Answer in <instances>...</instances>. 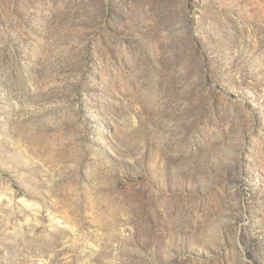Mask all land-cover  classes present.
<instances>
[{
	"label": "rangeland",
	"instance_id": "obj_1",
	"mask_svg": "<svg viewBox=\"0 0 264 264\" xmlns=\"http://www.w3.org/2000/svg\"><path fill=\"white\" fill-rule=\"evenodd\" d=\"M0 264H264V0H0Z\"/></svg>",
	"mask_w": 264,
	"mask_h": 264
}]
</instances>
